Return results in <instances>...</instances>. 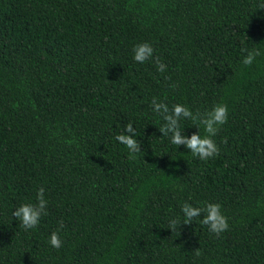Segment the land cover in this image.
Wrapping results in <instances>:
<instances>
[{"label":"trees","instance_id":"trees-1","mask_svg":"<svg viewBox=\"0 0 264 264\" xmlns=\"http://www.w3.org/2000/svg\"><path fill=\"white\" fill-rule=\"evenodd\" d=\"M0 264H264V0H0Z\"/></svg>","mask_w":264,"mask_h":264}]
</instances>
